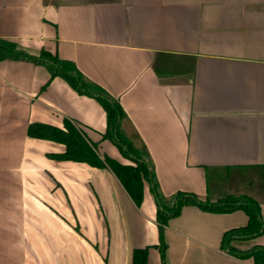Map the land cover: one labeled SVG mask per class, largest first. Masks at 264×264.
<instances>
[{
  "label": "crops",
  "instance_id": "1",
  "mask_svg": "<svg viewBox=\"0 0 264 264\" xmlns=\"http://www.w3.org/2000/svg\"><path fill=\"white\" fill-rule=\"evenodd\" d=\"M0 38L74 63L118 100L166 197L247 195L264 217V0H0ZM66 119L102 158L131 164L103 138L96 99L43 65L0 61V264H132L147 247L162 264L147 184L138 207L111 170L54 159L64 144L28 135ZM248 222L186 206L165 228L166 263L255 264L222 249Z\"/></svg>",
  "mask_w": 264,
  "mask_h": 264
},
{
  "label": "trees",
  "instance_id": "2",
  "mask_svg": "<svg viewBox=\"0 0 264 264\" xmlns=\"http://www.w3.org/2000/svg\"><path fill=\"white\" fill-rule=\"evenodd\" d=\"M15 60L43 65L50 73L51 79H64L80 95L96 99L106 112L105 140L111 141L122 156L131 164H121L105 156L101 157L97 147L91 144L80 130L70 120L64 121V128L45 124L29 126L30 137L51 140L66 146L63 154L51 155L52 158L63 161H74L88 164L91 167L111 170L124 186L136 206H141L144 200L145 184L157 206L156 220L158 223L160 243L159 249L162 264L166 263L167 244L165 228L168 222L178 217L183 208L194 206L212 213H232L242 210L248 217L246 227L230 230L224 234L222 249L240 259H253L255 264H264V246H254L248 250H240L232 245L234 240H251L264 234V217L260 204L247 195H230L223 199H203L192 192L179 191L166 197L158 183L151 156L136 131L129 134L125 129L128 116L118 100L113 98L102 87L88 80L70 61L60 59L57 55L42 50L38 53L21 48L17 43L0 38V61ZM140 142V143H137ZM150 248H139L133 252L132 264H148Z\"/></svg>",
  "mask_w": 264,
  "mask_h": 264
},
{
  "label": "rangeland",
  "instance_id": "3",
  "mask_svg": "<svg viewBox=\"0 0 264 264\" xmlns=\"http://www.w3.org/2000/svg\"><path fill=\"white\" fill-rule=\"evenodd\" d=\"M125 128L127 129L129 134H132L133 130L130 128V124L128 122H125ZM223 177H225V174H223ZM263 184H264V182H263ZM210 186H211V188H213V186H214L213 178H210Z\"/></svg>",
  "mask_w": 264,
  "mask_h": 264
}]
</instances>
